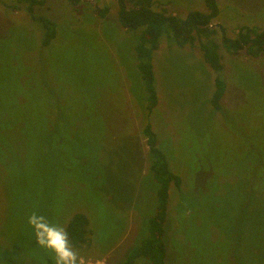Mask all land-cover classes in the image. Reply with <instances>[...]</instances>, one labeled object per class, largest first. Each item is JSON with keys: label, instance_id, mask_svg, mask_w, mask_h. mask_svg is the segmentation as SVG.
Masks as SVG:
<instances>
[{"label": "rangeland", "instance_id": "rangeland-1", "mask_svg": "<svg viewBox=\"0 0 264 264\" xmlns=\"http://www.w3.org/2000/svg\"><path fill=\"white\" fill-rule=\"evenodd\" d=\"M43 1L36 12L57 28L45 48L25 4L0 0V264H55L27 225L33 211L65 231L84 214L88 243L73 248L86 264L129 259L157 211L147 122L181 179L169 189L165 264H264V54L227 52L221 32H264V0H217L219 72L197 47L163 35L149 115L136 38L116 0ZM153 9L178 20L207 12L204 0H154ZM215 79L226 89L219 111Z\"/></svg>", "mask_w": 264, "mask_h": 264}, {"label": "trees", "instance_id": "trees-1", "mask_svg": "<svg viewBox=\"0 0 264 264\" xmlns=\"http://www.w3.org/2000/svg\"><path fill=\"white\" fill-rule=\"evenodd\" d=\"M68 1L77 4L81 0ZM204 1L207 12L193 11L185 19L178 20L174 15H167L163 11L154 10V0H116L121 27L127 32L134 33L136 38L134 46L136 67L141 75L146 94L145 107L148 115L158 103L152 55L158 49L159 40L163 35L172 34L178 47L187 45L197 47L213 71L219 72L222 69L220 56L217 53L219 45L215 41H210L211 37L216 34L212 27V21L218 16L217 1ZM18 2L25 4V11L42 29L40 47H48L56 37L57 28L52 20L38 15L36 12L35 7L42 5L44 1L18 0ZM96 12L100 17H104L108 13V8H97ZM221 32L222 46L227 52L236 54L244 50L245 55L249 58H257L264 54V32L243 29L238 32L235 39H228L223 30ZM225 90V83L215 79V91L211 98V105L216 111L221 109L220 101ZM141 132L148 147L149 170L157 184V211L147 220V237L142 241L139 248L132 252L130 258L122 264H133L134 260L139 258L146 259L149 264H165L166 246L163 237L169 189L170 186L179 189L181 179L169 169L166 156L159 149L156 134L148 122ZM66 232L72 246H85L88 243V218L84 214H75L68 222Z\"/></svg>", "mask_w": 264, "mask_h": 264}, {"label": "clouds", "instance_id": "clouds-1", "mask_svg": "<svg viewBox=\"0 0 264 264\" xmlns=\"http://www.w3.org/2000/svg\"><path fill=\"white\" fill-rule=\"evenodd\" d=\"M27 225L32 230L36 244L53 253L55 264H86L60 224L50 223L45 216L33 211L27 217Z\"/></svg>", "mask_w": 264, "mask_h": 264}, {"label": "crops", "instance_id": "crops-1", "mask_svg": "<svg viewBox=\"0 0 264 264\" xmlns=\"http://www.w3.org/2000/svg\"><path fill=\"white\" fill-rule=\"evenodd\" d=\"M217 1V0H216ZM213 25H216V24H213ZM159 47V46H158ZM99 263V262H98Z\"/></svg>", "mask_w": 264, "mask_h": 264}, {"label": "built area", "instance_id": "built-area-1", "mask_svg": "<svg viewBox=\"0 0 264 264\" xmlns=\"http://www.w3.org/2000/svg\"><path fill=\"white\" fill-rule=\"evenodd\" d=\"M98 263V262H97Z\"/></svg>", "mask_w": 264, "mask_h": 264}]
</instances>
